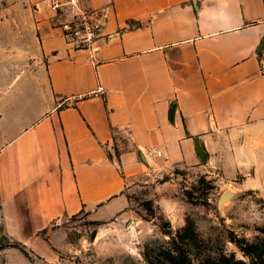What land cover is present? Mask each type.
<instances>
[{
	"label": "crops",
	"instance_id": "obj_1",
	"mask_svg": "<svg viewBox=\"0 0 264 264\" xmlns=\"http://www.w3.org/2000/svg\"><path fill=\"white\" fill-rule=\"evenodd\" d=\"M80 1L90 48L48 0L0 20V231L36 252L54 222L122 216L156 171L264 167V0Z\"/></svg>",
	"mask_w": 264,
	"mask_h": 264
},
{
	"label": "rangeland",
	"instance_id": "obj_2",
	"mask_svg": "<svg viewBox=\"0 0 264 264\" xmlns=\"http://www.w3.org/2000/svg\"><path fill=\"white\" fill-rule=\"evenodd\" d=\"M25 6V0H0V20L20 21V13L4 9ZM226 191L232 198L220 205ZM127 193L122 216L98 223L80 213L54 222L40 233L44 251L23 245L28 257L0 231V264H147L144 255L185 225L198 237L186 232L195 251L213 256L246 261L234 240L264 242V167L225 177L210 167L172 166L134 180Z\"/></svg>",
	"mask_w": 264,
	"mask_h": 264
},
{
	"label": "trees",
	"instance_id": "obj_3",
	"mask_svg": "<svg viewBox=\"0 0 264 264\" xmlns=\"http://www.w3.org/2000/svg\"><path fill=\"white\" fill-rule=\"evenodd\" d=\"M191 232L197 241V235L185 225L175 233L168 232V239L161 243L157 250L144 255L147 264H264V242L248 243L244 239H235V245L246 257L245 260L235 259L232 255L220 253L216 256L195 251L192 243L186 236V232ZM1 239V237H0ZM9 247L19 249L25 256L28 253L20 243H12ZM5 246L0 244V250Z\"/></svg>",
	"mask_w": 264,
	"mask_h": 264
},
{
	"label": "built area",
	"instance_id": "obj_4",
	"mask_svg": "<svg viewBox=\"0 0 264 264\" xmlns=\"http://www.w3.org/2000/svg\"><path fill=\"white\" fill-rule=\"evenodd\" d=\"M48 3L52 11L63 16L59 27L63 38L72 47L90 48L100 37L102 20L83 9L80 0H48ZM94 93L103 95V87L99 85Z\"/></svg>",
	"mask_w": 264,
	"mask_h": 264
},
{
	"label": "water",
	"instance_id": "obj_5",
	"mask_svg": "<svg viewBox=\"0 0 264 264\" xmlns=\"http://www.w3.org/2000/svg\"><path fill=\"white\" fill-rule=\"evenodd\" d=\"M232 198V193L229 191L224 192L220 197V205L227 199Z\"/></svg>",
	"mask_w": 264,
	"mask_h": 264
}]
</instances>
